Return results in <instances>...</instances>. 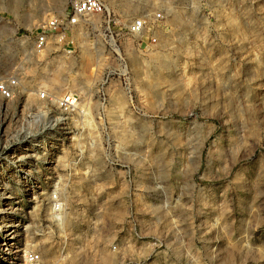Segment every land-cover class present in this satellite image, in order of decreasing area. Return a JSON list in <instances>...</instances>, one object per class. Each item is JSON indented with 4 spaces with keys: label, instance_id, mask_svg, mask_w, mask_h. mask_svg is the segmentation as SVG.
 <instances>
[{
    "label": "rangeland",
    "instance_id": "374dc122",
    "mask_svg": "<svg viewBox=\"0 0 264 264\" xmlns=\"http://www.w3.org/2000/svg\"><path fill=\"white\" fill-rule=\"evenodd\" d=\"M106 1L119 55L98 17L38 53L65 0H0V264H264V0Z\"/></svg>",
    "mask_w": 264,
    "mask_h": 264
},
{
    "label": "built area",
    "instance_id": "2783aa9c",
    "mask_svg": "<svg viewBox=\"0 0 264 264\" xmlns=\"http://www.w3.org/2000/svg\"><path fill=\"white\" fill-rule=\"evenodd\" d=\"M102 18V38L111 47V51L119 55L117 37L120 31H116V23L112 18L106 0H65L64 9L61 15H54L42 26L34 41V50L38 53L45 52L53 44L70 43L69 31L75 28H84L86 31L97 28L90 19ZM157 18H162L158 13ZM146 28V19L141 17L134 19L127 27V34L139 36ZM155 42V40H153ZM16 78L2 79L0 77V100L10 102L16 98L18 89ZM41 100H51L49 94L41 92ZM78 95L68 92L56 98V106L63 114L75 112L78 105ZM61 205L57 202L54 209L58 212ZM41 254L30 251L24 254V264H39Z\"/></svg>",
    "mask_w": 264,
    "mask_h": 264
}]
</instances>
